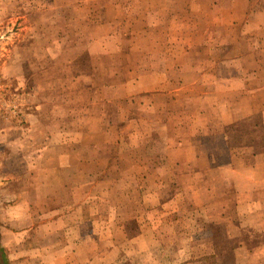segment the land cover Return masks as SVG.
I'll list each match as a JSON object with an SVG mask.
<instances>
[{
    "label": "rangeland",
    "instance_id": "1",
    "mask_svg": "<svg viewBox=\"0 0 264 264\" xmlns=\"http://www.w3.org/2000/svg\"><path fill=\"white\" fill-rule=\"evenodd\" d=\"M245 9L0 0L9 264H264V213L238 212L250 180L264 182V161L250 172L264 145L263 118L250 122L264 105L250 101L264 80V31Z\"/></svg>",
    "mask_w": 264,
    "mask_h": 264
},
{
    "label": "crops",
    "instance_id": "2",
    "mask_svg": "<svg viewBox=\"0 0 264 264\" xmlns=\"http://www.w3.org/2000/svg\"><path fill=\"white\" fill-rule=\"evenodd\" d=\"M259 1L260 0H246V9H245L246 13L244 14L245 21H246V18L247 19L250 18V29L254 31V34H255V29L258 30V32L264 31V26H262L261 28H259V27L256 28V23H257L256 20L258 18H261L262 15H264L263 14L264 9L259 10V9L255 8V6H260ZM213 5H214V3H213ZM233 9H234V6L229 12H232ZM248 12H249V14H248ZM240 23L241 22L238 21L237 19L232 20V25H234V26H238V24H240ZM259 26H261V25H259ZM219 63L220 64H218V66L220 68L225 67V64H223L222 62H219ZM263 68H264V65H263ZM254 70H258V68L254 69ZM254 74L255 73H253V75ZM251 77H253V76L250 75V82L252 80ZM256 98H257V100L264 101V80L262 82V87H260L257 91H250V101L254 100ZM238 114H239L240 118H243V116H245V117L247 116V115H244L243 113H238ZM255 116L263 118V120L261 122L263 124V130H264V105L262 106L261 109L250 111V122H251V118L255 117ZM254 127H255V125H254ZM253 147H254L253 150L254 149H257V150L254 151L253 153H250V160H252L250 163V172L262 170L263 165H264V164L262 165V162L264 161V145H261L258 147L253 146ZM250 149H251V146H250ZM250 182H253L254 186H256V188L250 190V193H249L250 194V196H249L250 200H243V201L240 200L238 202V212L240 215H243V214L253 215L256 213H264V205H262V202L260 201V199L264 198V182H262L260 179L255 180V181L250 180ZM258 186H260V189H258ZM248 195L246 196L242 191L239 190L238 197L239 196L241 198L244 196L248 197ZM69 199H73V198L69 197ZM74 199H75V197H74ZM67 200L68 199L66 198L65 202ZM64 206H65V204H64ZM66 207H67V205H66ZM65 212H66V215H64L63 219L65 220V222H67L68 221V218H67L68 211L65 210ZM70 224L71 223H69V221H68L67 224L64 226V228H69Z\"/></svg>",
    "mask_w": 264,
    "mask_h": 264
},
{
    "label": "trees",
    "instance_id": "3",
    "mask_svg": "<svg viewBox=\"0 0 264 264\" xmlns=\"http://www.w3.org/2000/svg\"><path fill=\"white\" fill-rule=\"evenodd\" d=\"M0 264H9L5 248L0 244Z\"/></svg>",
    "mask_w": 264,
    "mask_h": 264
}]
</instances>
